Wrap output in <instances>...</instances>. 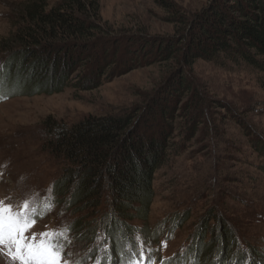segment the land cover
Returning a JSON list of instances; mask_svg holds the SVG:
<instances>
[{
    "label": "rangeland",
    "instance_id": "obj_1",
    "mask_svg": "<svg viewBox=\"0 0 264 264\" xmlns=\"http://www.w3.org/2000/svg\"><path fill=\"white\" fill-rule=\"evenodd\" d=\"M25 1L0 0V38L12 30L11 7ZM209 1L99 0L100 19L111 36L144 37L153 42L181 34L175 16H187L189 21ZM178 68L183 69L173 62L144 63L95 90L68 88L50 96L15 97L0 103V202L19 211L24 201H30L29 215L34 223L25 236L35 235L38 244L45 239L39 234L57 233L55 238L63 244L59 264H115L102 229L110 216V204L108 198H101L94 208L78 211L53 198L52 183L64 163L42 147V122L52 116L71 124L90 114L119 113L148 105L153 99L162 100L164 94L170 95ZM187 71L195 89L188 96L195 93L203 102L204 124L194 137L185 139L178 128L173 133L168 161L155 174V198L149 214L150 227H161L157 229L161 239L158 243L145 241L137 232L131 241L139 251L128 257L130 264H162L171 257L197 264L200 255L194 256L193 236L210 209L234 225L242 247L247 244L264 251V152L253 145L254 138L264 141V72L246 64L222 67L202 59ZM186 105L180 110V103L176 110L180 127L186 122ZM79 218L85 227L95 228L93 236L84 237L75 229L72 233V224ZM176 218L181 223H175ZM215 222L213 219L210 224ZM130 223L140 226L138 221ZM177 224L181 226L177 228ZM258 255L264 258V252ZM0 264L22 261L10 256L5 247L0 249Z\"/></svg>",
    "mask_w": 264,
    "mask_h": 264
},
{
    "label": "trees",
    "instance_id": "obj_2",
    "mask_svg": "<svg viewBox=\"0 0 264 264\" xmlns=\"http://www.w3.org/2000/svg\"><path fill=\"white\" fill-rule=\"evenodd\" d=\"M182 16H175L181 34L151 42L144 37L111 36L101 24L99 0H27L11 7L12 30L0 38V103L50 96L68 88L95 90L144 63L166 61L183 67L173 76L170 95L164 94L167 101L153 99L119 113L90 114L71 124L49 116L41 124L42 147L65 166L52 183L53 198L78 211L108 198L110 216L102 229L115 264L131 263L128 257L139 251L132 242L137 232L145 241L161 239L157 230L161 227L149 225L155 174L168 161L175 130L184 131L186 139L204 124L203 102L195 93L188 96L195 89L187 68L202 59L222 67L246 64L264 72V0H210L191 20ZM184 99L189 102H181ZM180 103V110L187 104L181 127L175 115ZM146 106L148 113L142 117ZM253 145L264 152L259 137ZM213 219L216 222L210 224ZM80 222L72 224V233L75 229L84 237L93 236L95 228ZM193 240L194 256L200 255L197 264H264L258 255L263 249L242 247L234 225L212 209ZM171 261L187 263L174 257L161 263Z\"/></svg>",
    "mask_w": 264,
    "mask_h": 264
},
{
    "label": "snow or ice",
    "instance_id": "obj_3",
    "mask_svg": "<svg viewBox=\"0 0 264 264\" xmlns=\"http://www.w3.org/2000/svg\"><path fill=\"white\" fill-rule=\"evenodd\" d=\"M0 98H3L0 90ZM30 201L26 200L19 211H14L13 206L0 202V249L7 248L9 255L18 258L22 264H59V257L63 244L55 237V232H45L39 235L45 237L38 244L36 236H25V232L34 223V218L29 215ZM63 236V233L59 234ZM32 242L29 243L28 241Z\"/></svg>",
    "mask_w": 264,
    "mask_h": 264
}]
</instances>
